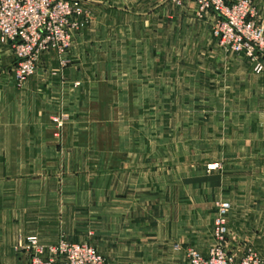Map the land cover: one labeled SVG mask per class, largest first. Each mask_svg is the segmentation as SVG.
Returning <instances> with one entry per match:
<instances>
[{"label": "crops", "instance_id": "crops-1", "mask_svg": "<svg viewBox=\"0 0 264 264\" xmlns=\"http://www.w3.org/2000/svg\"><path fill=\"white\" fill-rule=\"evenodd\" d=\"M122 1L105 7L116 16L115 30L140 32L146 45V17L162 15L165 21L179 11L165 5L168 0ZM255 4L256 20L264 24V0ZM121 16L125 24L117 22ZM164 25L152 29L162 37ZM99 37L92 47L78 36L63 59L66 66L54 53L43 55L23 85L16 80L12 49L0 44V264H23L20 245L31 237L45 246L63 238L93 240L108 264H186L190 246L207 254L218 200L232 206L230 254L241 257L252 249L264 258V73L238 56L237 89L245 102L222 106L248 112L222 117L229 128L222 141H242L250 149L227 150L224 156L233 160L204 177L176 180L174 167L166 183L164 170L149 166L148 149L134 146L133 120L125 118L127 111L143 107L130 95L147 93L148 86H119L118 74L109 70L134 57L149 62V55L130 56L131 36L109 42ZM116 46L126 54H117ZM227 60L223 54L205 58L209 88L226 91L232 85L225 83L235 78L223 66Z\"/></svg>", "mask_w": 264, "mask_h": 264}, {"label": "rangeland", "instance_id": "rangeland-1", "mask_svg": "<svg viewBox=\"0 0 264 264\" xmlns=\"http://www.w3.org/2000/svg\"><path fill=\"white\" fill-rule=\"evenodd\" d=\"M79 2L83 11L81 26L71 31L70 46L65 50L47 51L43 55L54 53L60 57L62 65L66 66L67 63L63 59L73 50L76 39L80 35L87 38L92 47L95 41L99 42L101 35L106 42L115 41V39L124 41L127 35L133 38V45L129 48L130 56L131 54L140 56L144 53L149 55V62L136 61L134 57L135 60L131 59L129 62L114 63L109 70L118 74L119 86L131 87L133 85L135 88L144 86V89L148 86L147 93L130 95L132 97L130 101H133V104H141L143 107L139 111H127L125 118L133 120L131 131L136 137L134 146L142 145L144 151L148 149L149 166L152 169L164 170L166 175L161 177L166 183L170 182L169 177L172 175L169 173L172 174L174 167L179 169L176 171V180L179 175L182 179L189 178L191 175L204 177L213 172L223 171L227 167L226 162L233 160L224 156L227 150L235 152L250 149L248 144L242 141L229 142L226 139L223 142L221 139V136L229 132V128L221 124L222 117L234 116L233 118H236L239 113L245 116L248 112L228 111L222 108L223 105L228 108V105L240 104L245 100L243 95H238L240 93L237 89V57L241 55L226 50L221 40L215 37L216 15L211 12H202L195 0H168L165 5L170 8L176 7L179 11L176 16L165 15V21L162 15L146 17L145 22H148L150 26L148 35L143 36L149 40V45H146L140 41L142 39L140 32L128 33L125 29L115 30L116 16L110 15L106 10L110 6H115L116 3H112V0H79ZM122 5H125V0L122 1ZM117 22L125 24L126 17L121 16L120 21ZM135 22L140 21L135 20ZM158 22L165 24L162 37L156 29H152L153 26H157ZM119 45L121 46V43L118 42ZM118 46L114 50L117 54L124 56L126 54L124 47L122 52ZM89 53L93 54L92 48ZM109 53L107 48V54ZM222 54L228 58L223 66H226V71L231 77L235 76L234 79H227L228 75L223 78L224 81L227 79L225 83L232 84L229 85L230 87L227 85L229 88L226 91L225 89H212L206 85L209 76L205 69L207 67L204 62L205 58L222 56ZM158 55L162 58L160 62ZM245 60L251 66L254 65L251 59L245 57ZM163 73L164 77H162ZM174 73L176 75H173ZM218 81L221 82L220 79ZM55 124L62 128V119L56 118ZM238 130L239 127H232V131ZM139 141L143 143L140 144ZM199 191L203 190L199 189ZM221 202L228 201L218 200L215 203V216L209 230L211 241L207 251L214 244L215 220L218 205ZM33 238H36L38 245L44 248L43 258L47 261L50 259V247L66 241L91 247L102 257L104 264H108L107 258L92 243L93 240L75 243L63 238L54 246H45L38 237L28 238L21 243L20 249L25 255L23 264H31L34 259L35 249L30 241ZM191 249L200 251L197 247L190 246L186 257Z\"/></svg>", "mask_w": 264, "mask_h": 264}, {"label": "built area", "instance_id": "built-area-1", "mask_svg": "<svg viewBox=\"0 0 264 264\" xmlns=\"http://www.w3.org/2000/svg\"><path fill=\"white\" fill-rule=\"evenodd\" d=\"M202 12L217 16L214 35L226 50L252 60L255 72L264 73V24L257 22L255 0H195ZM83 11L79 0H0V44L12 49L17 60L16 80L25 83L37 70L47 51L70 46L71 31L81 26ZM229 202L218 205L214 244L206 255L188 251L186 264H264V258L249 249L243 256L230 254ZM31 264H104L91 247L62 241L50 247V259L36 238Z\"/></svg>", "mask_w": 264, "mask_h": 264}]
</instances>
